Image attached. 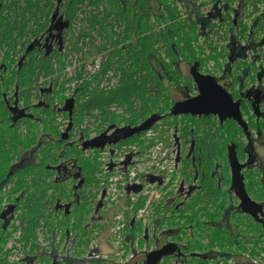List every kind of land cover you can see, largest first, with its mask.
I'll use <instances>...</instances> for the list:
<instances>
[{"label":"trees","instance_id":"16d2710c","mask_svg":"<svg viewBox=\"0 0 264 264\" xmlns=\"http://www.w3.org/2000/svg\"><path fill=\"white\" fill-rule=\"evenodd\" d=\"M197 1L183 0L181 6L187 13L183 15L177 0H64L63 8L66 18L70 21L67 47L49 55L44 52L39 53L36 49L29 50L23 55L24 60L20 70L13 72L19 85L24 88L25 102L27 104L32 102L33 85H39L37 82L41 79L44 85L53 83L55 93L49 95L52 102L58 97L57 99L63 103L65 97L62 94L74 85L72 96L76 98V125L78 127L84 124L85 128L80 132L86 137L89 136V128L93 122L97 123L100 131L108 123L124 125L117 133L124 144L135 141L136 137L132 138L135 131L133 128L141 125L145 127L152 125L149 129L157 132L158 136L150 139V145L156 140L167 141L168 137L164 136L168 129L176 125L180 126L181 130L193 134L196 158L195 165L191 160H184L182 174L192 179L197 173L203 190L202 196L220 195L219 188L213 184L215 177L212 173L219 167L220 177H227L228 146L235 145L237 150L241 149L244 143L238 139L242 129L233 120L220 124L213 116L182 118L164 116L173 101L166 81H169V85L182 81L193 85V80L183 75L176 65L184 61L183 59L189 54L192 59L186 62L198 63V68L201 70L203 61L194 56L195 46L203 47L196 42L197 38L218 34V31H214L220 30L226 23L228 28L232 27V30L234 28L239 39H246L247 23L238 16L239 14L230 18L229 12L231 9L234 10L231 4L233 0H221L228 5V10L221 15L211 12L218 0ZM248 1L253 5L252 10L256 11L257 3L263 0ZM54 4V0H0V56L12 62L18 61L22 53L28 49L26 46L31 38L46 30ZM208 4L210 7L203 12L201 6ZM231 29L230 32L228 30L230 33L226 45L228 62L225 64L224 72L233 65L229 54L231 40L235 35L231 33ZM257 30H260V26ZM74 57H79L78 64L68 75L64 71ZM244 73L247 75V68L241 78L245 76ZM232 78L235 79V76ZM239 80L235 79V81ZM36 94L38 96L37 90ZM1 108L4 110L2 104ZM160 122L161 128L158 125ZM28 127L24 141H21L17 128L8 124L0 128V183L6 187L11 184L12 192H24V196L19 197L20 200L17 201L18 208L21 206L19 203L23 201L26 209L20 217L23 238L25 240L31 238L33 245L31 249L35 252L34 248L38 242L33 238L35 235L30 236L29 231L48 226L46 221H49V216H54L55 195L63 194L66 189L54 180L46 178L48 173L44 172L46 171L44 163L27 164L16 173L8 174L16 160L25 151H30L37 141L38 135L34 131L36 125L31 124ZM261 128L264 130V127ZM4 129L8 131L6 139ZM147 130L143 129L140 132L145 134ZM139 144L141 149L145 147L142 141ZM74 152L77 162L86 175L83 176V183L81 179L80 182L82 185L87 184L85 187H89L90 193L85 199L81 197L84 200L82 203L74 206V211L78 207L81 209L78 215L74 213L78 223L83 219L85 211L90 209L91 187L99 185L97 173H101V170L95 160H79L76 147ZM249 179L250 183H247L249 194L257 200H263L264 184L259 180L256 170L250 174ZM49 189H52V193L48 194ZM84 192L83 189L79 191L81 196ZM204 202L207 208L208 201ZM140 204L142 205L143 202ZM194 204L195 202L183 209H194ZM208 209L201 215L192 213L188 217L187 222L193 224V231L202 230L201 227L205 225L200 220L202 217L208 220L221 217L222 205H218L214 213L209 212ZM233 221L237 224L239 233L262 231L261 225L248 215H237ZM9 225L5 228L0 220L1 237H4ZM196 225L198 227H195ZM249 230L251 231L248 232ZM206 231V235L210 238L209 242L206 244L193 242L190 250L212 248L216 244L215 241L222 248L234 244L233 236L227 230L209 228L207 225Z\"/></svg>","mask_w":264,"mask_h":264},{"label":"flooded vegetation","instance_id":"af4514ba","mask_svg":"<svg viewBox=\"0 0 264 264\" xmlns=\"http://www.w3.org/2000/svg\"><path fill=\"white\" fill-rule=\"evenodd\" d=\"M54 2L55 4L50 12L46 30L37 36H33L26 46L28 49L31 47L30 51L36 49L39 53L44 52L46 55L47 53L49 55L54 53L56 50L61 51L60 49H65L68 45L66 39L69 37L67 33L70 31V21L66 18V12L63 8L64 0H54ZM227 7L228 5L226 3L218 0L211 12L213 14L221 15L224 11L228 10ZM252 8L253 5L247 0L246 39H239V37H237V32L234 31V28L233 30L231 29L232 27L228 28L229 32L231 29V33L235 35L230 45L229 55L232 59L231 63L234 64L239 61H246L247 64L242 69V73L247 68V75L241 78L242 74L237 73L235 79L239 80L240 78V80L235 81V79L232 78L233 68H231L228 70V73L223 71L221 75L214 76L220 84L229 90L235 100L240 101L241 112L243 118L247 122V132H245L236 121L235 122L242 129L241 135L244 138V141H246V145L244 144L240 150L238 149L239 152L236 146H234L236 148L239 163L244 165L241 168L240 174L243 177L245 190L251 199L263 206L264 213V199L257 200L256 198H253L247 190V183H250V174L255 170L259 175V180L264 184V172L257 163L255 157L256 150L254 148L255 137H257V139L262 138L264 140V130L261 128L264 127V0L257 3L258 10L255 11L254 9L252 10ZM258 26H260V30H257ZM206 30L208 31V27ZM27 50L22 53V56L28 53ZM3 57L4 56L2 55L0 56V106L2 104L5 111L2 108L0 109V128L5 124L17 128L16 131L19 135H21V141H24L25 135L29 129L28 125L34 124L36 125V129L34 131H36L38 135L37 141L32 146L31 150L25 151L22 156L16 160V163H14L8 174L11 175V173H16V171L21 170L27 164L44 163V168L46 170L44 172L48 173L46 178L48 180H54L57 184H59V186L66 189V192H63V194H56L54 198L53 217L59 222L60 228L58 225L54 227L48 242L46 239L45 242L42 241L38 242L39 244L37 243L38 248L35 247V256H39L35 258V260H37L34 262L35 264H147L149 254L161 250L167 245L172 246V244L175 245L174 252L169 254V256L163 255L164 257L162 256L156 264H200V261L201 264L202 262L204 264H223V262L220 261V258L224 260L227 257V259L230 260L234 259L233 257H235L236 254H247V243L250 244L251 248L259 247L260 244H257L256 247H252L251 242L255 239L256 241H259L261 237H264V227L262 224L259 223L263 232L246 233L244 231L243 233H239L237 232V224L233 221L237 215H248L250 218H254L243 212L240 206L241 199L233 188L232 171L228 156L227 177H220L221 173L219 171V167L216 172L214 171V173H212V176L215 177L213 179V184L219 188L218 193L220 192L221 194H217L215 197L211 195H209V197L202 196L201 193L203 194V190L200 184V179L197 177V173H195L196 175L192 179H189L188 177H185L181 171L184 168V160H191V163L195 165V141L193 139V134H190L188 131L185 132L181 130L180 126L176 125L173 126V138H170L172 136L169 135V131L172 127L169 128L164 136L168 137V140H162L161 143L170 146L171 142H175L177 146L174 167L179 171L178 179L180 178V180L175 188L176 183H172V177L165 171V166L159 168L156 165L149 164L150 159L148 160L147 157L151 154L150 149L155 145V142L150 145V139H147L145 134L151 129H148L145 134H142V132L134 133L132 138L136 137L135 141H133V143L124 144L122 143L123 141L118 138L119 134H117L118 129L122 128L124 125L108 123L103 126V129L99 133L94 134L93 136L89 135L86 137L82 134V132H80L78 137L79 139L77 140L75 108L70 115V111L64 107L66 99L73 96L71 95L70 97H65L63 103H60V100L57 99L58 97H55L56 101H50L51 99H49V95H53L55 93L53 83L50 82L48 85H44L42 83L43 79H41L37 82L39 85H33L34 89L32 90V102L27 104L24 100V88L19 85L17 78L13 74L15 70L19 71L23 64V61L20 62L21 57L16 62H12L10 59L5 60ZM96 63L99 64V62ZM199 71L201 72L200 69ZM190 78L193 80L192 76ZM194 86H196L198 91L196 83ZM4 89H6V92ZM36 90L38 91V96H36ZM197 94H194L191 97H194ZM188 98L182 100H174L172 98V105L164 116H170L171 118L203 116L192 114H172L174 105L177 102ZM207 116L215 117L220 124H223L227 120H232L226 119L221 122L217 115L211 114ZM4 130L6 132V139L8 131L6 129ZM65 133L67 134V138H63V134ZM98 136H100V139L97 143H102L100 146L96 148L88 147L83 149L84 142ZM140 141H142V145L145 146L143 149L140 148ZM79 145L82 146L81 148L83 151L102 150V152L108 157V162L106 164L107 172L115 170V172L122 171L123 173L130 174V176L126 177L128 179L125 180L124 177V181L116 183L114 188L115 191L123 195L124 198L127 197L120 205L117 201H115V199H112L114 195L113 193H110V183L101 182L102 187L98 202L102 198V205L97 210V202L92 211L94 213H90V211L88 214L89 216L87 214H83V218L84 216H88L89 218L87 221L88 223L85 222L82 228L81 225L83 223V219L77 224H75V222H67L68 218H75L74 206L82 203L84 201L83 199L90 195L89 187H85L87 184H81V182L83 183L84 181L83 176L85 174L81 169V165L77 162L74 154L75 147ZM132 148L135 150L133 151ZM146 163H148L147 166ZM140 164L142 165V168L139 167ZM131 170H133L132 173ZM176 181L177 180H173V182ZM7 189L8 187L0 183V194L5 192ZM81 189L85 191L83 196L79 193ZM134 192H136L137 195H135L136 193L134 194ZM23 196L24 192H22L20 196L16 197L15 202L9 201L5 203L1 211L6 209L7 206L12 203L17 205L15 208L16 211L18 208L17 201L20 200L19 197ZM81 197H83V199ZM204 199L208 201L207 208L204 206ZM105 200L108 202H105ZM127 200H129L130 204ZM132 202L136 203V206ZM142 202L143 204L141 205L140 203ZM193 202H195L194 209H183L190 206ZM66 204H70L71 207V212L68 214L65 213ZM218 205H222L221 217L216 220H208L205 217H202L200 220L203 224H205L201 227L202 230L193 231V224L187 222L189 219L188 217H190L192 213H198L201 215L208 208L209 212L214 213ZM132 206L136 208L132 209ZM234 206H236V208L231 210ZM15 211L13 213L14 216ZM226 212H228L229 215L227 214V218L225 220L224 216ZM114 214L116 216H114ZM0 220L3 222L1 218ZM12 220L13 218L10 223ZM225 221L226 223L223 225ZM64 222L65 224L63 225ZM207 225L209 228L213 227L227 230L233 236L234 244L242 246L241 251L227 252L220 247L217 241H215L216 244L212 248L205 250H200V248L199 250H190V245L193 242L203 244L209 242L210 238L206 235ZM195 227L198 226L196 225ZM257 233H259V236L255 235ZM99 234H106L104 237L105 242H100L102 249L98 247L97 250H95V248L90 246L93 242L91 237L97 238L100 236ZM88 238L89 241H87ZM82 240L83 243L81 244ZM84 241L87 246L84 244ZM140 242L142 244H140ZM78 243L81 245L79 246ZM118 244H122L126 249V251L123 252V256L128 258L129 261L127 263H122V261L117 260L119 255V251H117ZM126 247L128 248V251ZM219 248L222 249L219 250ZM91 249H94V251L91 252ZM234 249L237 248L234 246ZM262 250L264 251V246H262ZM27 255L28 254H26V256ZM40 258L46 259L47 263H45V260H41ZM193 258L195 261H193ZM259 264H264V260L261 259Z\"/></svg>","mask_w":264,"mask_h":264},{"label":"rangeland","instance_id":"374dc122","mask_svg":"<svg viewBox=\"0 0 264 264\" xmlns=\"http://www.w3.org/2000/svg\"><path fill=\"white\" fill-rule=\"evenodd\" d=\"M177 1L180 4V5H178V4L177 5H178V7H181L180 9H181L183 15H186L187 13H186L185 9L181 6L183 0L182 1L177 0ZM200 1H206V0H198L197 2H200ZM231 4L233 5L234 10H232V9L230 10V12H229L230 18L232 19V17H234V15L239 14L238 16L242 17L244 22L247 23V0H233V2H231ZM209 7L210 6L208 4L204 7L201 6V9L204 12ZM195 9L197 10V8H195ZM217 31H218V34H211V36H208V37L207 36H205V37L200 36L197 38L196 42L199 43L200 45H202L203 47L195 46V55H194L195 57H198V58L202 59V61H203L202 67H201V72L210 73V74L215 75V76L221 75L222 71L225 69V64L228 62V59H227L228 51H227L226 45H227V42H228L229 37H230V33L228 32V24H226V23H224V25L222 26V28L220 30L218 29L214 32H217ZM194 44H196V43H194ZM78 59H79V57H74V59L72 60V63L68 64L69 66H68V68L65 69L64 73H67L68 75H70V71L73 72L75 65L78 64ZM191 59H192V56L187 54V56L183 59L184 61H180L176 65V67L179 69V71L183 75L190 76V77H191L190 67L192 66V63H188L186 61H189ZM166 61L168 62V59H166ZM220 61H221V63H220ZM246 64H247L246 61H239L237 63H234L232 66H230V69L233 68L232 77L236 76L237 73L242 74V69L245 67ZM91 69L93 71V69H94L93 66ZM228 72L229 71L226 70V73H228ZM168 83H169V81H166L167 85H168ZM187 83L188 82H186V81L185 82L182 81L181 83H175L173 85H169V89L171 91V96L174 100H182V99L191 97L194 94L198 93L196 86H194L195 83H193V85H192V83H190L189 85ZM222 83H223V81H222ZM73 87H74V85H72V88L70 90H67V92H64V94H62V96L63 97H70L71 96L70 94H72L71 91H73V89H74ZM60 103H61V101H60ZM83 125L84 124H81L76 128V139L77 140L79 139L78 137H79L80 131L85 129L83 127ZM158 125H159V128H161V126H162L161 122ZM89 129H90V131H89L90 136H93L94 134H97L100 131L96 122L95 123L93 122L90 125ZM173 130H174V127H172L169 131V135L172 136L170 138H173ZM145 136L147 139H151L152 137H157L158 135H157V132H155L153 129H151V130L147 131ZM238 140L240 142H243L246 145V141H244V138L242 137V135L239 136ZM81 147L82 146H80V145L76 146L77 152L79 153V158H80L79 160H81V161H83L85 159L95 160L97 162L98 166L101 163L99 169L102 171L101 173L99 172L100 174L99 173L97 174V177L99 176L98 177L99 185L91 187L92 188V195H91V201H90V203H91L90 209H88L87 212L85 211L84 214H86V213L89 214L90 211H91L90 213H93L92 212L93 208H94L95 204L98 202V198L100 195V191H101V187H102V185L100 184L101 182L109 181L110 189H111L110 193H113V195H114V197L112 199H115V201H117V203H119L121 201L119 204L123 203V200L125 199L124 196L119 194L118 192H116L114 188L116 186V183L124 181L123 180L124 177H125V180L128 179L126 177L130 176V174L123 173L122 171L115 172V170L111 171V172L110 171L107 172L106 164L108 161V157L103 152H101L100 150L83 151V150H81L82 149ZM254 148L256 150L255 157H256L257 163L260 166L261 170L264 172V140L262 138L257 139V137H255ZM150 150H151V154L148 155V157H147L148 159L151 158V160L149 161V164L150 165L151 164L156 165L159 168L160 167L162 168L163 166H165V171L173 178L172 183H176V185H175V188H176L178 183H179L180 178L178 179L179 171L174 167L175 157H176V152H177V146H176L175 142H171V145L167 146L166 144H162L161 140H156L155 145L152 146ZM76 155L78 156V154H76ZM99 155H101L102 158ZM147 165H148V163H146V166ZM139 167L142 168V165L140 164ZM105 172H107L106 173L107 175H105ZM132 172H133V170H131V173ZM102 175L107 176L108 179L104 178V176H102ZM108 175H110V176H108ZM173 180H177V181L173 182ZM11 188H12V186L10 184L8 189L5 192H2L0 194V208L1 209L5 203H7L9 201L15 202L16 197H18L22 192V191L21 192L20 191L12 192V191H10ZM49 193H52V189H49L48 194ZM116 194H118V195H116ZM119 198H120V200H119ZM19 204L21 206L15 211L16 212L15 216H14L15 219L13 218L8 229L5 231L4 237H1L2 233L0 230V260L2 261V262L0 261L1 264H10V263L11 264H22V263L24 264L25 262L22 261L24 254H29V253L33 252L31 249V244H32L30 241L31 239L28 238L27 240H25L23 238V225L21 223L20 217H21V215H23V213H24V211H26V209L24 207L23 201H21ZM78 208H76L74 211V213L77 215L79 213H81V209H78ZM233 208H236V206L232 207L231 210ZM227 214L229 215V213L226 212V214L224 216L225 220L227 218ZM84 218H83L82 225L88 221L89 217L84 216ZM48 220L50 221V222H48V227H46V228H40L39 227L36 229L35 232H34V230L29 231L30 236H32V235H35V237L37 236V238H35V240L37 239L35 242H41V241L45 242L46 241V239H44L45 237L50 238L52 231H53V228L55 226H57L58 221H56L55 218H53L51 216H49ZM77 220L78 219H76V217L75 218L70 217L67 219V222H71V223L75 222V224H76ZM17 222H19V223H17ZM49 223H51V226H53V225L54 226L53 227L49 226ZM225 223H226V221L223 223V225ZM82 225H81V228H82ZM48 229H50V230H48ZM49 231L51 234L49 233ZM250 231L251 230H249L248 232H250ZM256 232H263V231L257 230ZM47 233H49V234H47ZM187 233H189V232H187ZM39 234H40V236H39ZM44 234H46V235H44ZM105 235L106 234H103V235H101L95 239L91 238L93 241L91 247L98 248V245H99V248H101L100 242L105 240L104 239ZM256 235L259 236V233H257ZM9 237H10V239H9ZM15 239H18V240L15 241ZM21 239H23V240H21ZM251 243H252V247H256L257 244H260V245H259V247L251 248L250 244L247 243V254H244V255L236 254V256L234 255L235 257H233L234 259L229 260L226 257L224 260L221 258H220V260L221 261L223 260V264H259V261L261 259L264 260V251L262 250V246H264V237H261V239L259 241H256V239H255ZM27 244H29V245H27ZM22 245H24L25 247ZM6 246H7V248H6ZM14 246H15V248H14ZM234 246L237 249H234ZM220 247H222V246H220ZM12 248H13V250H12ZM22 248H25V252ZM117 248H118V250L117 249L116 250L119 251V255H118L117 260L122 261V263H127L129 261L128 258H125V256H123V252L126 251L125 247L122 244H118ZM241 248H242V246H240L239 244L238 245L237 244L226 245L225 247H223V249L227 252L241 251ZM220 249H222V248H219V250ZM9 251H10V254L8 253ZM3 252H5V253H3ZM19 253H20V255H19ZM2 258L6 259V261H4V263H3ZM17 260H18V262H17ZM6 262H8V263H6Z\"/></svg>","mask_w":264,"mask_h":264},{"label":"water","instance_id":"95a60500","mask_svg":"<svg viewBox=\"0 0 264 264\" xmlns=\"http://www.w3.org/2000/svg\"><path fill=\"white\" fill-rule=\"evenodd\" d=\"M30 48L27 51H29ZM23 60L24 56L21 57L20 62H22ZM230 60H232L231 57ZM190 74L194 82L197 84L198 94L194 97L177 102L174 105L172 114L217 115L221 122L226 119H232L236 121L242 127V129L247 132V122L243 118L240 108V101L235 100L229 90L225 86L220 84L214 75L201 73L198 69V63H194L191 66ZM245 74L246 73H244V75ZM74 105L75 99L73 97L66 99L64 107L70 111V115L72 114ZM150 126L151 125H147L145 127L141 125L139 127L133 128V130H135L134 133H139L143 129H149ZM63 138H67L66 133L63 134ZM99 139L100 136L84 142L83 149L88 147L100 146L102 143H97ZM227 156L232 171L233 188L241 199L240 206L243 212L251 215L255 219V221L262 224V226L264 227L263 206L255 200L251 199V197L245 190L243 177L240 174L241 168L244 165H241L239 163L236 148L234 145L228 146ZM101 205L102 200L100 199L97 203V210L101 207ZM16 206L17 205L15 203H12L9 204L6 209L1 211L0 218L3 220V226L5 228H7V226L10 224ZM70 212V204H66L65 213L68 214ZM174 250L175 245L172 244V246L167 245L161 250L152 252L148 256L147 264H156L163 255L172 254ZM26 261L27 264H30L34 261V257H29L28 259H26Z\"/></svg>","mask_w":264,"mask_h":264},{"label":"bare ground","instance_id":"6f19581e","mask_svg":"<svg viewBox=\"0 0 264 264\" xmlns=\"http://www.w3.org/2000/svg\"><path fill=\"white\" fill-rule=\"evenodd\" d=\"M213 62V61H212ZM209 63V62H208ZM214 63V62H213ZM220 63H221V61H220ZM209 66V65H208ZM216 71V70H215ZM5 90V92H6V89H4ZM19 91V90H18ZM3 92V91H2ZM71 92H73V91H71ZM7 94V93H6ZM70 95H72V94H70ZM67 98V97H66ZM3 99V98H2ZM76 99V98H75ZM3 101V100H2ZM74 108H75V106H74ZM63 121V120H62ZM64 122V121H63ZM62 123V122H61ZM73 125V124H72ZM96 126V125H95ZM152 126V125H151ZM92 127V126H91ZM87 131H89V130H87ZM98 131V130H97ZM92 132V131H91ZM134 133V132H133ZM90 135V134H89ZM95 138V137H94ZM88 139V138H87ZM93 139V138H92ZM106 144V143H105ZM111 145V144H110ZM108 146V145H107ZM106 147V146H105ZM112 147V146H111ZM93 148H96V147H93ZM105 149V148H104ZM133 149V148H132ZM135 149H133V151H134ZM137 150V149H136ZM94 151V150H93ZM103 151H105V150H103ZM124 151V150H123ZM127 151V150H126ZM101 152H102V150H101ZM120 152V151H119ZM87 153V152H86ZM93 153V152H92ZM124 153H125V151H124ZM136 154V153H135ZM104 155V154H103ZM100 157H101V155H99ZM112 156V155H111ZM115 157H117V156H115ZM121 157V156H120ZM102 158V157H101ZM107 158V157H106ZM112 158V157H111ZM114 158V157H113ZM134 158V157H133ZM117 159V158H116ZM122 159V158H121ZM150 160H151V158H149ZM148 159V160H149ZM118 160V159H117ZM111 161V160H110ZM106 162V161H105ZM108 162V161H107ZM115 162V161H114ZM120 162V161H119ZM124 162V161H123ZM100 165H101V163H100ZM100 165H99V167H100ZM103 165V164H102ZM123 165V164H122ZM117 166V165H116ZM103 170V169H102ZM109 172V171H108ZM99 173V172H98ZM97 173V174H98ZM113 173V172H112ZM100 174V173H99ZM106 174V173H105ZM113 175V174H112ZM102 176H104V175H102ZM108 176H110V175H108ZM99 177V176H98ZM101 177V176H100ZM114 177V176H113ZM174 177V176H173ZM104 179V178H103ZM107 179H108V177H107ZM173 179V178H172ZM107 182H109V181H107ZM164 182V181H163ZM171 183V182H170ZM101 184V183H100ZM140 185H142V184H140ZM168 185V184H167ZM104 186H105V184H104ZM161 186V185H160ZM129 187V186H128ZM103 190V189H102ZM133 191V190H132ZM140 191V190H139ZM146 191V190H145ZM144 191V192H145ZM127 193V192H126ZM129 193V192H128ZM136 192H134V194H135ZM104 195V194H103ZM130 195H131V193H130ZM135 195H137V193L135 194ZM151 195V194H150ZM76 196V195H75ZM100 196V195H99ZM127 196V195H126ZM134 196V195H133ZM148 196V195H147ZM146 196V197H147ZM128 197H130V196H128ZM138 197V196H137ZM141 197H143V196H141ZM161 197V196H160ZM76 198V197H75ZM121 198V197H120ZM120 198H119V200H120ZM125 198H127V197H125ZM148 198V197H147ZM146 198V199H147ZM162 198V197H161ZM102 199V198H101ZM130 199V198H129ZM142 199V198H141ZM140 199V200H141ZM145 200V199H144ZM149 200V199H148ZM128 202H129V200H127ZM131 201V200H130ZM157 201V200H156ZM105 202H108V201H106L105 200ZM121 202V201H120ZM119 202V203H120ZM140 202V201H139ZM138 202V203H139ZM146 202V201H145ZM127 203V202H126ZM133 203V202H132ZM131 203V204H132ZM147 203V202H146ZM129 204H130V202H129ZM133 204H135V206H136V203H133ZM109 205V204H108ZM120 205V204H119ZM96 206H97V204H96ZM127 206V205H126ZM129 206V205H128ZM133 207V206H132ZM143 207V206H142ZM122 208V207H121ZM134 208H136V207H133L132 209H134ZM94 209V208H93ZM109 209V208H108ZM120 209V208H119ZM125 209V208H124ZM129 210V209H128ZM128 210H126V211H128ZM147 210V209H146ZM97 211V210H96ZM131 211V210H130ZM135 211H137V210H135ZM115 212V211H114ZM125 212V211H124ZM133 212V211H132ZM16 213V212H15ZM94 213V212H93ZM117 213V212H116ZM126 213H128V212H126ZM126 213H125V215H126ZM130 213V212H129ZM148 213V212H147ZM87 214V213H86ZM133 214H134V212H133ZM146 214V213H145ZM152 214V213H151ZM88 215V214H87ZM113 215V214H112ZM150 215V214H149ZM14 216V215H13ZM56 216V215H55ZM58 216V215H57ZM89 216V215H88ZM95 216V215H94ZM114 216H116L115 214H114ZM128 216V215H127ZM130 216V215H129ZM61 217V216H60ZM151 217V216H150ZM14 218V217H13ZM62 218V217H61ZM127 218V217H126ZM152 218V217H151ZM15 219V218H14ZM56 219V218H55ZM60 219V218H59ZM85 219V218H84ZM87 219V218H86ZM127 220V219H126ZM129 220V219H128ZM148 220V219H147ZM43 221V220H42ZM45 221H46V219H45ZM99 221H100V219H99ZM99 221H97V222H99ZM142 221V220H141ZM144 221V220H143ZM47 222H50V221H46V224H47ZM90 222H92V221H90ZM17 223H19V222H17ZM16 223V224H17ZM40 223V222H39ZM60 223H61V221H60ZM88 223V222H87ZM112 223V222H111ZM141 223H143V222H141ZM46 224H45V226H46ZM55 224V223H54ZM63 224H65V222L63 223ZM19 225V224H18ZM38 225V224H37ZM58 227H59V222H58ZM69 225V224H68ZM42 226H44L43 224H42ZM49 226H51V223H49ZM54 226V225H53ZM53 226H51V227H53ZM66 226V225H65ZM70 226V225H69ZM83 226V225H82ZM46 227H48V226H46ZM41 228V227H40ZM60 228V227H59ZM64 228V227H63ZM74 228V227H73ZM111 228V227H110ZM127 228V227H126ZM36 229V228H35ZM35 229H34V232H35ZM54 229V228H53ZM87 229V228H86ZM86 229H85V231H86ZM90 229H93V228H90ZM128 229V228H127ZM44 230V229H43ZM48 230H50V229H48ZM67 230V229H66ZM77 230V229H76ZM79 230V229H78ZM98 230V229H97ZM18 231V230H17ZM46 231V230H45ZM72 231V230H71ZM88 231V230H87ZM42 232V231H41ZM73 232V231H72ZM77 232H79V231H77ZM82 232V231H81ZM14 233V232H13ZM18 233V232H17ZM37 233V232H36ZM49 233H50V231H49ZM49 233H47V234H49ZM51 234V233H50ZM73 234V233H72ZM84 234V233H83ZM82 234V235H83ZM44 235H46V234H44ZM93 235V234H92ZM100 235V234H99ZM102 235V234H101ZM100 235V236H101ZM39 236H40V234H39ZM81 236V235H80ZM89 236H91V235H89ZM14 237V236H13ZM34 237V236H33ZM37 237V236H36ZM36 237H34V239L36 238ZM42 237V236H41ZM40 237V238H41ZM54 237H56V236H54ZM94 237V236H93ZM30 238V237H29ZM48 237H45V239H47ZM90 238V237H89ZM89 238H88V240L87 241H89ZM92 238V237H91ZM9 239H10V237H9ZM8 239V240H9ZM13 239V238H12ZM31 239V238H30ZM49 239V238H48ZM48 239H47V242H48ZM77 239V238H76ZM95 239V238H94ZM102 239V238H101ZM16 240H18V239H15V241ZM21 240H23V239H21ZM20 240V241H21ZM27 240V239H26ZM37 240V239H36ZM91 240V239H90ZM25 241V240H24ZM29 241V240H28ZM27 241V242H28ZM31 241V240H30ZM76 241V240H75ZM78 241H79V239H78ZM11 242V241H10ZM54 242V241H53ZM57 242V241H56ZM97 242V241H96ZM95 242V243H96ZM102 242H105L104 240L102 241ZM145 242V241H144ZM9 243V242H8ZM18 243V242H17ZM26 243V242H25ZM35 243V242H34ZM77 243V242H76ZM80 243V242H79ZM78 243V244H79ZM83 243V240L81 241V244ZM6 244V243H5ZM39 244V243H38ZM81 244H79V246L81 245ZM84 244L86 245V242L84 241ZM140 244H142L141 242H140ZM15 245V244H14ZM27 245H29V244H27ZM26 245V246H27ZM32 245V244H31ZM35 245V244H34ZM48 245V244H47ZM51 245V244H50ZM104 245V244H103ZM145 245V244H144ZM13 246V245H12ZM22 246H24V245H22ZM33 246V245H32ZM36 246V245H35ZM58 246V245H57ZM87 246V245H86ZM91 246V245H90ZM101 246V245H100ZM126 246H128V245H126ZM141 246V245H140ZM10 247V246H9ZM8 247V248H9ZM25 247V246H24ZM37 248H38V245L36 246ZM98 247H99V245H98ZM131 247V246H130ZM134 247V246H133ZM137 247V246H136ZM6 248H7V246H6ZM14 248H15V246H14ZM31 248H33V247H31ZM51 248V247H50ZM53 248V247H52ZM58 248V247H57ZM127 248V247H126ZM135 248V247H134ZM150 248V247H149ZM23 250H24V252H25V248H22ZM35 249V248H34ZM33 249V250H34ZM55 249V248H54ZM102 249V248H101ZM124 249V248H123ZM12 250H13V248H12ZM29 250V249H28ZM36 250V249H35ZM57 250V249H56ZM59 250V249H58ZM94 250V249H93ZM95 250H97V248H95ZM136 250V249H135ZM101 251V250H100ZM127 251H128V248H127ZM149 252V251H148ZM3 253H5V252H3ZM2 253V254H3ZM7 253V252H6ZM9 254H10V251L8 252ZM7 253V254H8ZM16 253V252H15ZM28 253V252H27ZM121 253V252H120ZM128 254V253H127ZM12 255V254H11ZM19 255H20V253H19ZM23 255V254H22ZM25 255V254H24ZM17 256V255H16ZM39 255H37V257H38ZM169 256V255H168ZM7 257V256H6ZM36 257V258H37ZM164 257V256H163ZM24 258V257H23ZM43 258V257H42ZM42 258H40L41 260H45L46 261V259H42ZM127 258V257H126ZM3 259V258H2ZM1 261V260H0ZM4 261H6V259H3V263H4ZM11 261V260H10ZM9 261V262H10ZM35 261H37V260H35ZM221 261V260H220ZM2 262V261H1ZM17 262H18V260H17ZM39 262H40V260H39ZM173 262V261H172ZM222 262H223V260H222ZM6 263H8V262H6ZM42 263V262H41ZM45 263H47V261L45 262ZM162 263V262H161ZM1 264V263H0ZM11 264V263H10ZM23 264V263H22ZM25 264V263H24ZM114 264V263H113ZM165 264V263H164ZM173 264H176V263H173Z\"/></svg>","mask_w":264,"mask_h":264},{"label":"built area","instance_id":"2783aa9c","mask_svg":"<svg viewBox=\"0 0 264 264\" xmlns=\"http://www.w3.org/2000/svg\"><path fill=\"white\" fill-rule=\"evenodd\" d=\"M42 242V241H41ZM91 246H92V244H91ZM93 248V247H92ZM92 251H94L93 249H91V252ZM36 251L35 252H33V253H29L27 256H26V254L24 255V258L22 259V261H24L26 264H27V261H26V259H28L29 257H34V261L32 262V263H30V264H35L34 262H35V258H36Z\"/></svg>","mask_w":264,"mask_h":264}]
</instances>
